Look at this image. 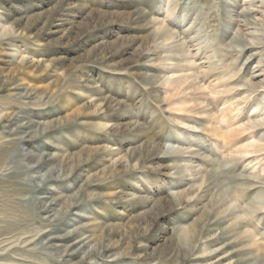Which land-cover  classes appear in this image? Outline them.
I'll return each instance as SVG.
<instances>
[{"label":"rangeland","instance_id":"rangeland-1","mask_svg":"<svg viewBox=\"0 0 264 264\" xmlns=\"http://www.w3.org/2000/svg\"><path fill=\"white\" fill-rule=\"evenodd\" d=\"M218 259L264 264V0H0V264Z\"/></svg>","mask_w":264,"mask_h":264},{"label":"bare ground","instance_id":"bare-ground-1","mask_svg":"<svg viewBox=\"0 0 264 264\" xmlns=\"http://www.w3.org/2000/svg\"><path fill=\"white\" fill-rule=\"evenodd\" d=\"M70 248H68V250H69ZM72 249V248H71ZM71 249H70V251H71ZM215 251V250H214ZM69 252V251H68ZM211 253H212V251H211ZM213 254V253H212ZM225 256V255H224ZM251 260V259H250ZM212 261V260H211ZM218 261H221L220 259H218V260H215V261H213V262H211V264H217V263H219ZM222 264V263H221Z\"/></svg>","mask_w":264,"mask_h":264}]
</instances>
